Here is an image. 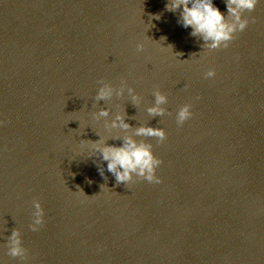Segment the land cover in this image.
<instances>
[{
    "label": "water",
    "instance_id": "1",
    "mask_svg": "<svg viewBox=\"0 0 264 264\" xmlns=\"http://www.w3.org/2000/svg\"><path fill=\"white\" fill-rule=\"evenodd\" d=\"M165 3L0 0L3 264H264V3L245 13L255 22L227 49L212 52H200ZM214 4L226 14L222 0ZM157 13L145 33L148 15ZM144 33L166 36L181 55ZM210 69L216 76L205 79ZM98 81H124L141 106L114 98L93 107ZM157 88L170 115L150 118L144 108ZM184 104L193 116L177 126ZM102 107L124 109L133 127L163 128V142L136 138L162 161V183L134 177L114 186L106 164V181L99 175L98 158H86L81 141L107 135L93 119ZM33 201L44 212L38 232L29 230ZM13 229L25 261L7 255Z\"/></svg>",
    "mask_w": 264,
    "mask_h": 264
},
{
    "label": "clouds",
    "instance_id": "2",
    "mask_svg": "<svg viewBox=\"0 0 264 264\" xmlns=\"http://www.w3.org/2000/svg\"><path fill=\"white\" fill-rule=\"evenodd\" d=\"M222 2L226 14L215 6L214 0H166L164 11L178 14L177 25L185 30L190 29L188 35L199 42L200 52H212L218 49H227L237 33L245 31L250 22L254 23V18L246 17L245 13H252L257 4L264 3V0H222ZM161 15L162 13L148 15L149 22L145 25V33L155 27L152 21H159ZM145 33V38L155 43L160 50L169 52L174 57L181 55V53H173L174 45L167 43L166 36H161L158 41H154L147 37ZM136 51L143 52L144 43H137ZM195 55L193 54V57ZM215 76L216 72L212 69L204 73L205 79H213ZM98 85L93 107L101 101L109 104L114 98L117 100L126 98L127 102L135 109H138L142 104V97L132 87L127 86L124 81H121L118 86H113L104 81H98ZM152 96V105L144 108L147 116L161 118L170 115L165 107L168 104L167 95L157 88L152 91ZM197 99L199 98L197 97ZM191 109V104H184L178 108L175 113L177 126H182L192 118L193 112ZM93 119L103 121V128L107 135L95 131V134L99 137L97 140H82L81 144L88 150L86 158H98L99 163L96 159H93V163L96 165L99 175L105 181V168L101 167V164H106V171L114 177V186L123 184L127 187L133 183L134 177L149 184L162 183L156 175L162 161L153 155L150 143L136 138H155L157 142H163L166 139L163 128H154L148 126V124L133 127L126 120L135 119V117H128L124 109L119 108L115 112H110L108 107H102L93 113ZM109 140L119 141V145L109 144ZM87 182L92 183L91 180ZM100 187L101 191L109 190L106 185ZM79 192L82 193V191ZM32 207L34 211L29 230L38 232L44 223V212L39 201H33ZM5 247L9 257L20 261L26 260L27 249L23 247L19 230L13 229L11 231V234L7 237ZM0 264H3V261H0Z\"/></svg>",
    "mask_w": 264,
    "mask_h": 264
}]
</instances>
